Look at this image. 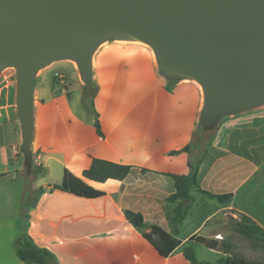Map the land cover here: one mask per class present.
<instances>
[{"label":"crops","instance_id":"1","mask_svg":"<svg viewBox=\"0 0 264 264\" xmlns=\"http://www.w3.org/2000/svg\"><path fill=\"white\" fill-rule=\"evenodd\" d=\"M123 52L133 59L119 64L116 58ZM105 63L108 68L94 70L93 76L97 92L92 104L102 136L96 131L94 116L77 112L63 97L51 98L35 113L33 165L40 166L42 172L32 188L43 186L46 191L29 209L27 233L37 246L48 249L58 264H191L183 253L186 245L194 251L201 246L220 253L216 226H210L217 213L206 219L196 214L195 190L188 215L173 235L180 245L170 256H161L144 237L154 226L171 234L174 230V210L180 201L167 200L176 192L171 175L189 173L190 155L182 149L192 143L200 124L201 88L193 81H181L168 90L154 57L139 45L112 47ZM262 110L264 106L242 114ZM230 125V129L223 128L228 132L225 145L210 144L198 184L212 194H232L222 209L248 215L264 227V122L254 125L246 120V127ZM19 136L20 141L11 144L0 131V188L4 194L2 181L9 178L18 190L12 199L6 191L3 210L8 222L12 221V208L18 213L23 209L28 188L19 150L21 131ZM93 159L132 168L123 181L98 183L83 178L104 193L99 198L49 189V185L62 183L65 170L82 178ZM246 203L253 212L246 210ZM126 211L142 215L143 230L128 221ZM192 237L217 247L211 249L201 241H191ZM0 248L7 257L0 259V264H34L20 260L16 247L15 257L9 254L11 249Z\"/></svg>","mask_w":264,"mask_h":264},{"label":"water","instance_id":"2","mask_svg":"<svg viewBox=\"0 0 264 264\" xmlns=\"http://www.w3.org/2000/svg\"><path fill=\"white\" fill-rule=\"evenodd\" d=\"M109 41L143 43L167 82L196 83L205 134L264 106V0H0V75L16 72L26 172L37 73L72 61L92 84L94 57Z\"/></svg>","mask_w":264,"mask_h":264},{"label":"rangeland","instance_id":"3","mask_svg":"<svg viewBox=\"0 0 264 264\" xmlns=\"http://www.w3.org/2000/svg\"><path fill=\"white\" fill-rule=\"evenodd\" d=\"M132 44L139 45L148 50L154 57L152 49L143 43L109 41L103 44L96 52L93 70L108 68L105 63V58L112 47L116 45L128 46ZM116 59L119 64H124L133 59V56L127 52L125 54L123 52L119 54ZM96 90L97 87L94 83L86 85L82 81L79 69L75 62H55L37 73L35 79L34 111L36 113L40 109L41 105H44L45 102L51 98L63 97L64 101L72 104L77 112L82 113L83 115L85 114V116H94L92 102L93 97L97 92ZM16 98V72L14 69L9 68L4 70L0 75V131L1 135H3L10 142L12 141L11 144H13L14 141L16 143L20 141ZM246 120L248 121V124L252 123L254 125H258L263 123L264 110L261 112H248L247 114L237 115L233 118L225 117L221 119L219 122V124L221 123L220 127L218 124L214 132L204 135V138L200 142V146H194L192 151L193 157L197 158L201 155L204 151L203 145L205 143L207 144L208 149L212 142L225 145L228 132H223V128L228 127L230 129V123H241L246 127ZM247 132L248 130L246 133ZM21 145L22 144L19 143V150L21 153L20 158H22L23 155L21 152ZM11 168L13 171V167ZM40 171L41 167L34 166L32 161V167L28 168L27 172V183H24V186H28L25 200V204L27 205L33 203L38 197L37 189H33L32 185L35 183L37 176L41 174ZM2 182H4L5 193L3 194L0 188V247H3L4 249H11L9 254L15 257V247L17 249L18 239L26 230L28 224V212L30 208L24 204L25 208L23 207L20 213L12 208V212L10 213L12 221H6L3 210V204L7 202L6 191L9 192L12 199V197L18 193V190L14 184L10 183L9 178H5ZM254 184L255 183H253V185ZM18 189H20V187ZM196 192L198 193L196 194V214L201 216L202 219H206L207 215L217 213L216 219L210 222V226H216L214 233L215 238L221 243V246L218 247L220 253L198 246L195 249L197 259L202 262L215 263L223 256V245L225 244L231 246L230 254L246 262L264 264V245L260 240V233L257 232L255 225L263 229L264 227L259 226L258 223L252 220L248 215L238 213L236 210L222 209L228 202L226 203L218 200L217 198L209 197L199 191ZM246 210L253 212L248 203H246ZM262 221L264 222V220ZM241 223H243V225L245 224V229L249 234L245 235L240 232L242 229L240 228ZM18 224H20V229L17 228ZM0 259L6 260V254L3 256L0 253Z\"/></svg>","mask_w":264,"mask_h":264},{"label":"trees","instance_id":"4","mask_svg":"<svg viewBox=\"0 0 264 264\" xmlns=\"http://www.w3.org/2000/svg\"><path fill=\"white\" fill-rule=\"evenodd\" d=\"M173 82H167V89L172 90L174 87ZM97 91V90H96ZM96 94V93H95ZM94 125L97 133L102 136L101 126L99 122V116L96 111H94ZM205 132L203 130L202 125L199 124L196 132L194 133V139L192 143L187 145L182 152H186L190 155L188 160L189 173L187 175H171V177L175 181L176 192L168 197V202L175 203L176 201H180V204L174 210V230L171 233L165 232L160 227L154 226L150 229L149 232H144V237L148 240V242L154 246V248L160 253L163 257L170 256L174 250L180 245V242L174 239L173 235L178 232L179 225L183 222V220L187 217L190 204L192 202L191 192L193 190L199 191L205 195H208L212 198H217L220 201L229 202L232 198V194L226 195H216L212 194L208 191L202 190L198 184V172L201 164L204 162L207 153L208 146L205 143L204 151L197 158L193 157L192 151L194 146L197 147L201 145V140L204 138ZM179 152H174L176 154ZM131 166L121 165L112 163L109 161L101 160V159H93L91 166L85 170L82 174V178L76 177L65 170L63 181L61 184L57 185H49L50 190H61L68 193H72L76 196L86 197V198H99L104 195L103 192L96 190L92 186L88 185L83 178L88 179L90 181L104 183L110 179L123 181L131 171ZM42 172V168L40 173ZM46 191L45 187H40L37 189L38 197L36 200L31 203L29 208H34L36 206V202L38 198L44 194ZM126 218L128 221L134 225L139 230L144 229V219L142 215L136 214L131 211L125 212ZM247 226V225H246ZM256 227L258 233H260V240L264 245V229L260 227ZM241 231L243 234L247 233L245 229V224L241 223L240 225ZM27 229V227H26ZM254 230V229H253ZM198 240L206 244L207 247L211 249H215L217 246L205 241V239L198 237H192L190 239ZM224 254L221 258H219L215 263L210 262H202L199 261L196 257L195 251L191 245H186L183 247L184 256L191 262V264H258V263H250L246 262L232 254H230V245H223ZM17 254L20 260L28 263L34 264H58L55 256L46 248H42L37 246L30 235L27 233V230L20 236L17 243Z\"/></svg>","mask_w":264,"mask_h":264},{"label":"bare ground","instance_id":"5","mask_svg":"<svg viewBox=\"0 0 264 264\" xmlns=\"http://www.w3.org/2000/svg\"><path fill=\"white\" fill-rule=\"evenodd\" d=\"M101 48V47H100ZM199 87V86H198Z\"/></svg>","mask_w":264,"mask_h":264}]
</instances>
